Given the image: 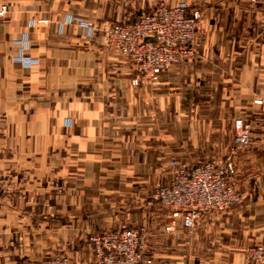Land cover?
Instances as JSON below:
<instances>
[{
    "label": "crops",
    "instance_id": "0c3cea01",
    "mask_svg": "<svg viewBox=\"0 0 264 264\" xmlns=\"http://www.w3.org/2000/svg\"><path fill=\"white\" fill-rule=\"evenodd\" d=\"M0 1V264H91L86 237L124 222L164 235V264H252L246 248L264 244V4L183 0L206 19L199 57L152 81L104 30L181 0ZM237 118L252 138L235 158L242 202L165 232L171 211L151 196L171 181L168 161L227 156ZM176 123L189 140L178 148Z\"/></svg>",
    "mask_w": 264,
    "mask_h": 264
},
{
    "label": "built area",
    "instance_id": "2783aa9c",
    "mask_svg": "<svg viewBox=\"0 0 264 264\" xmlns=\"http://www.w3.org/2000/svg\"><path fill=\"white\" fill-rule=\"evenodd\" d=\"M250 5L264 4V0H247ZM9 12L6 2L0 1V18ZM88 27L89 23L82 22ZM92 28V27H90ZM94 29V28H93ZM206 33V19L200 9H191L186 1L174 5H161L139 14L133 21L121 22L104 30L110 48L129 60L138 76L156 81L172 66L195 61L200 53V37ZM25 62V57L18 58ZM28 60L26 59V62ZM139 83V78L134 79ZM233 146L225 159L207 161L192 166L171 158L168 167L171 181L157 187L152 201L171 211L175 219L194 228L208 211H224L242 202V194L236 181V155L251 144V127L242 118L234 120ZM145 229L122 227L94 236L97 264H151L145 259L147 245ZM248 260L252 264H264V244L251 247ZM41 264H69L61 257L48 259Z\"/></svg>",
    "mask_w": 264,
    "mask_h": 264
},
{
    "label": "rangeland",
    "instance_id": "374dc122",
    "mask_svg": "<svg viewBox=\"0 0 264 264\" xmlns=\"http://www.w3.org/2000/svg\"><path fill=\"white\" fill-rule=\"evenodd\" d=\"M183 127H184V125L182 123L181 124H177V123L175 124V146H176V148L182 146L184 142H186L187 144L189 143V140L183 138L184 137L183 136L184 135L183 134V132H184L183 131ZM233 134H234V131H233ZM192 142L196 143L197 140L191 141L190 143H192ZM232 146H233V135H232V145H231V147ZM231 147H230V149H231ZM228 155H229V153H228ZM228 155L223 157V158H212V157H207L206 158V157H202V156H183L182 157V156H179L178 154H174L172 158H176V159H178L180 161H185V162H188V163H191V162L203 163V162H207V161L225 159L226 157H228ZM159 206L161 208H163L161 205H159ZM230 210H231V208L227 209V210H224V211L226 212V211H230ZM219 212H221V211H219ZM122 227L133 228L134 226L133 227H129L128 223L124 222L121 225H119L116 228V230L121 229ZM167 228L168 227L166 226L165 227V232L169 231ZM134 229H145V231H146V235H147L146 236V239H147L146 242H147V245L145 247V252H144L145 259H150L151 260V264H160V263L164 264V262L167 259V257H166L167 256V252L165 250L166 249V246H165L166 245V238L164 237V235H160L159 234L158 236H156L155 232H152V231L149 232L146 228H134ZM113 230L114 229L109 230V231H113ZM171 230H173V229H171ZM109 231H104V232H102L100 234H95V235H92L90 237H86V239H88V241L91 243V245H92V247L94 249V253H95V246L91 242V239L94 236L102 235V234H104L106 232H109ZM251 247H254V246L253 245L248 246L246 248V251L244 252L245 259L247 261H249L248 260V251H249V249ZM57 257L65 258L69 262V258L67 256H65V255L64 256L63 255L62 256H57ZM54 258H56V257H54ZM48 259H50V258L44 259V260H42V262L45 261V260H48ZM51 259H53V258H51ZM96 262H97V256H96V253H95V261L93 263H91V264H97ZM69 264H70V262H69ZM141 264H144V263H141Z\"/></svg>",
    "mask_w": 264,
    "mask_h": 264
}]
</instances>
